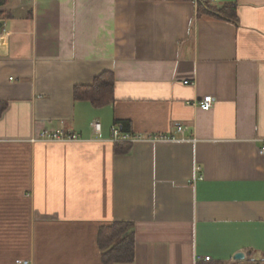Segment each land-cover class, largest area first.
<instances>
[{"label":"crops","instance_id":"0c3cea01","mask_svg":"<svg viewBox=\"0 0 264 264\" xmlns=\"http://www.w3.org/2000/svg\"><path fill=\"white\" fill-rule=\"evenodd\" d=\"M198 4L0 7V264H104L96 235L113 222L134 225L127 264L264 258V0L209 2L235 6L236 23L199 19ZM102 73L113 75L111 101L75 100ZM205 96L207 112L197 105ZM115 125L165 136L183 126L185 138L118 154ZM52 131L80 141L38 140Z\"/></svg>","mask_w":264,"mask_h":264},{"label":"trees","instance_id":"16d2710c","mask_svg":"<svg viewBox=\"0 0 264 264\" xmlns=\"http://www.w3.org/2000/svg\"><path fill=\"white\" fill-rule=\"evenodd\" d=\"M9 0H0V7L5 6ZM187 1V0H185ZM197 17L216 19L236 23L235 6L213 7L209 1L198 0ZM114 79L111 73H102L95 78L91 87H76L74 89L75 100H86L96 107L106 105L111 101ZM4 110V104L0 103V114ZM122 131L128 128L127 122H120ZM129 146L117 143L115 153H126ZM97 247L104 264H127L132 262L134 256V225L129 222H113L100 226L96 235ZM263 263L264 262H260ZM246 264H254L247 262Z\"/></svg>","mask_w":264,"mask_h":264},{"label":"built area","instance_id":"2783aa9c","mask_svg":"<svg viewBox=\"0 0 264 264\" xmlns=\"http://www.w3.org/2000/svg\"><path fill=\"white\" fill-rule=\"evenodd\" d=\"M211 3H217L220 0H208ZM213 104V99L211 96H205L201 101L197 103L201 111L207 112L211 109ZM92 136L98 137L100 135L101 126L99 122L95 121L90 125ZM111 142L113 143H124V144H133L138 142H158V141H180L185 138V127L177 126L175 135H137L124 133L119 129L118 125H115L111 133ZM40 141L43 142H75L80 141V138L72 133H65L63 131H52V132H42L39 136ZM258 155L264 158V138L260 141V146L258 149ZM204 262H210V258L206 257L203 260ZM15 264H32L28 259H20L16 261Z\"/></svg>","mask_w":264,"mask_h":264},{"label":"water","instance_id":"95a60500","mask_svg":"<svg viewBox=\"0 0 264 264\" xmlns=\"http://www.w3.org/2000/svg\"><path fill=\"white\" fill-rule=\"evenodd\" d=\"M4 26H5V21L0 20V35L2 34ZM245 259L248 262H253V263L264 262V258L259 257V255L257 253H250V252L243 253V252H239V253H236L233 256V261L234 262L243 261Z\"/></svg>","mask_w":264,"mask_h":264},{"label":"rangeland","instance_id":"374dc122","mask_svg":"<svg viewBox=\"0 0 264 264\" xmlns=\"http://www.w3.org/2000/svg\"><path fill=\"white\" fill-rule=\"evenodd\" d=\"M2 14H3V13H2ZM243 264H246V262H245V263H243ZM254 264H263V263H260V262H259V263H254Z\"/></svg>","mask_w":264,"mask_h":264}]
</instances>
